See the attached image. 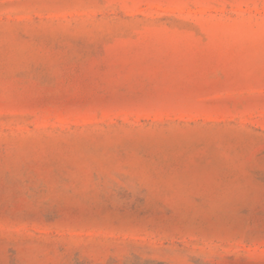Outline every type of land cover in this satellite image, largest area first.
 Returning a JSON list of instances; mask_svg holds the SVG:
<instances>
[{
	"label": "rangeland",
	"instance_id": "1",
	"mask_svg": "<svg viewBox=\"0 0 264 264\" xmlns=\"http://www.w3.org/2000/svg\"><path fill=\"white\" fill-rule=\"evenodd\" d=\"M0 264H264V0H0Z\"/></svg>",
	"mask_w": 264,
	"mask_h": 264
}]
</instances>
